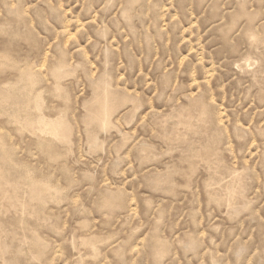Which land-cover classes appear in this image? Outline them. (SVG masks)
Segmentation results:
<instances>
[{"label": "rangeland", "instance_id": "rangeland-1", "mask_svg": "<svg viewBox=\"0 0 264 264\" xmlns=\"http://www.w3.org/2000/svg\"><path fill=\"white\" fill-rule=\"evenodd\" d=\"M0 264H264V0H0Z\"/></svg>", "mask_w": 264, "mask_h": 264}]
</instances>
